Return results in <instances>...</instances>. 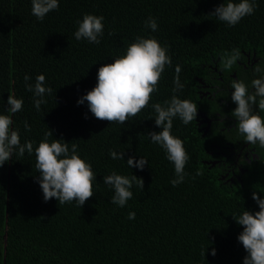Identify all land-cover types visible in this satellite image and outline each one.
<instances>
[{
	"label": "trees",
	"instance_id": "1",
	"mask_svg": "<svg viewBox=\"0 0 264 264\" xmlns=\"http://www.w3.org/2000/svg\"><path fill=\"white\" fill-rule=\"evenodd\" d=\"M223 2L60 0L58 10L38 21L31 0H0V112H6L9 94L23 98L22 110L12 116L21 142L33 141L35 148L51 131L49 142L75 143L97 174L95 194L80 208L55 198L44 201L34 152L14 155L0 167V264H243L247 253L238 241L243 226L232 214L259 211L252 193L264 195V148L257 145L259 158L245 163V173L237 171L240 180L231 182L223 178L224 166L210 163L209 151L226 141L241 148L244 137L237 130L222 131L225 124L204 136L200 120L233 116L236 105L228 90L233 79L252 90L251 81L261 75L254 68L264 69V0H256L254 13L233 27L210 15ZM86 13L105 18L99 45L73 35ZM150 16L157 19L156 32L145 27ZM137 36H155L172 58L149 105L170 100L179 66L184 87L175 95L198 107L196 120L187 125L173 119L171 132L190 156L188 175L176 187L170 183L173 163L148 135L162 130L150 106L122 125L94 117L87 102L77 103L96 85L99 67L125 54ZM234 48L241 59L222 71L221 57ZM25 74L29 83L44 74L53 89L41 111L25 88ZM208 90L215 95L205 96ZM253 111L264 116L255 105ZM110 149L124 152L125 161L110 158ZM140 156L148 160L145 167L129 168L126 160ZM112 171L144 182L143 189L133 185L123 208L111 203L113 190L103 183ZM129 212L135 219H128Z\"/></svg>",
	"mask_w": 264,
	"mask_h": 264
},
{
	"label": "clouds",
	"instance_id": "2",
	"mask_svg": "<svg viewBox=\"0 0 264 264\" xmlns=\"http://www.w3.org/2000/svg\"><path fill=\"white\" fill-rule=\"evenodd\" d=\"M60 0H31V14L38 21H43L51 11L59 9ZM256 0H224L215 7L210 14L227 26L237 25L245 16L252 15L256 9ZM104 16L84 14L77 21V29L73 33L77 41L85 40L89 44L99 45L104 35ZM145 27L152 32L158 30V22L154 17H148ZM241 51L234 48L230 53L221 57L223 70L231 69L241 59ZM172 63L167 45H162L155 36H137L129 44L125 54L114 58L113 63L104 64L97 72V83L82 95L77 103L87 102L88 110L100 120H108L124 124L125 121L135 117L142 109L150 106L155 112V125L162 130L150 132L148 135L153 144L159 145L165 152L166 159L173 163L174 174L170 183L173 187L183 183L188 173L185 165L190 159L183 141L171 132L173 119L179 118L184 125L197 118L198 107L187 99H180L176 92L184 85L180 82V67H176L173 95L163 104L149 105L151 94L157 91V84L166 66ZM254 71L261 73L258 78L251 81V89L242 80L233 79L231 100L236 107L232 115L238 121L236 129L243 135L244 141L250 145H259L264 148V116L253 111L255 105L264 112V69L255 67ZM31 77L24 75L25 88L33 93V106L41 111V106L47 104V97L52 95L53 89L46 84L44 74L35 77L34 83H29ZM23 98L9 94L6 112H0V167L10 161L14 155L23 156L35 153V168L39 173L38 183L42 190L45 202L55 198L59 204L73 203L80 208L92 197L93 185L97 182V174L92 163L82 158L77 145L63 139H53L49 142L52 132L45 133V137L34 148V142L25 140L21 142L18 129H14L12 116L21 111ZM26 131L30 125L24 122ZM110 158L124 160V152L109 150ZM129 168L143 169L148 163L145 157H129L126 160ZM199 174V173H197ZM103 183L113 190L111 203L119 208L127 205L133 197V185L143 189V179L136 175H122L112 171L103 176ZM252 199L259 207V211L244 210L239 214H232L235 221L243 226L238 235V241L243 245L247 255L243 264H264V195L254 191ZM135 212L128 213V219H135ZM207 250V249H206ZM206 252V251H205ZM205 252L203 253L205 255ZM216 250L212 248L211 255Z\"/></svg>",
	"mask_w": 264,
	"mask_h": 264
},
{
	"label": "flooded vegetation",
	"instance_id": "3",
	"mask_svg": "<svg viewBox=\"0 0 264 264\" xmlns=\"http://www.w3.org/2000/svg\"><path fill=\"white\" fill-rule=\"evenodd\" d=\"M249 63V62H248ZM255 63V62H254ZM244 68H248V66H244ZM221 74V72H220ZM236 74H232L235 76ZM202 81V80H201ZM208 87V86H207ZM214 86H209L208 88L212 89ZM229 91H233L232 88L228 89ZM210 90L203 92L205 96L210 94ZM215 95V93H212ZM228 113V112H227ZM219 115V114H218ZM202 120H200L201 129L204 132V136H206L213 126L217 127V125H224L221 128L222 131H236V126L238 121L234 116L226 115L222 116L214 120V118H209L206 115H201ZM216 123V125H215ZM225 146H218L217 144H212L213 150H210L209 153L212 156L210 163L213 166L222 165L224 166V174L223 178H228L229 181L234 182V180H240V174L237 173L241 172L242 174L245 173L244 165L245 163L251 164L253 160L259 158L258 147L257 145H250L249 142H246L241 148H235L230 141L225 142Z\"/></svg>",
	"mask_w": 264,
	"mask_h": 264
}]
</instances>
